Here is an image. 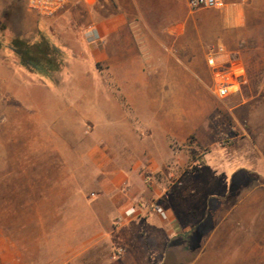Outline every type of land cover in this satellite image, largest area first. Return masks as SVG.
Wrapping results in <instances>:
<instances>
[{
  "label": "crops",
  "instance_id": "1",
  "mask_svg": "<svg viewBox=\"0 0 264 264\" xmlns=\"http://www.w3.org/2000/svg\"><path fill=\"white\" fill-rule=\"evenodd\" d=\"M82 2L98 35L89 54L62 13L51 25L58 38L49 35L68 66L59 80L23 68L3 79L12 101L3 109L5 125L29 130L22 139L29 152L4 169L20 178L12 211L0 216V264H173L176 246L211 215L212 200L217 222L193 264H241V223L251 225L264 199L255 178L264 174V0L196 10L189 0ZM217 47V65L241 67L236 91L221 100L208 93L207 54ZM71 90L85 92L89 114H77ZM149 95L163 97L164 110L150 118ZM216 110L225 128L238 129L229 131L226 148L209 125ZM75 124L96 135L71 151L53 135ZM188 137L205 148L195 169L190 154L171 146ZM234 188L238 199L227 207ZM144 203L158 204L165 217ZM131 206H140L137 214L125 217Z\"/></svg>",
  "mask_w": 264,
  "mask_h": 264
},
{
  "label": "rangeland",
  "instance_id": "2",
  "mask_svg": "<svg viewBox=\"0 0 264 264\" xmlns=\"http://www.w3.org/2000/svg\"><path fill=\"white\" fill-rule=\"evenodd\" d=\"M83 0H71L68 6L59 12L57 15L50 18H40L34 12L30 11L27 8L26 0H0V216L5 215L9 210L12 211V201L14 199V195L18 194V192L14 191L13 181L14 179H19L20 177H15L13 175H5L4 169L9 168L12 169L15 167L16 160L14 157L19 156L23 152H29L28 143H23L22 139H29V130H23L20 127L11 122V125H5V114H4V106L6 104L12 103V101L6 96L3 79L5 77H9L10 79L15 78L16 76L22 75V68L19 66L17 62V58L9 49V44L12 39L19 38L24 41L34 42L37 40L38 35L42 34L46 38L51 37L58 38L56 33L52 30L51 25H56L55 22L58 16L62 13H66V21L69 23L72 28L77 29V42L80 45V49L83 51L84 55L90 53V47L95 46L98 42L96 39H92L89 36L88 32L90 28L89 25L92 23L87 21V15L84 9L82 8ZM31 13L34 15L33 20L30 22ZM42 21H46L47 23H43ZM43 30L40 32L39 30ZM49 29V32L46 30ZM92 29V28H91ZM51 40V38L49 39ZM63 59V67L56 73H53L54 82H57L60 78V74L67 71V64L65 62V57L62 55ZM89 59V57H88ZM74 60V59H73ZM91 60V59H90ZM88 60V63L93 67L92 62ZM220 70L229 69L230 65L228 64H219ZM97 66V65H96ZM235 70L241 73V67L238 65H234ZM213 72L210 71V81L208 85V93L214 99H218L212 92L211 86L213 84ZM100 82V81H95ZM105 87H109V81H103ZM76 87L75 85H70L69 89ZM78 87H81L79 85ZM71 101L74 103V106L77 107V114H89V109H84V97L85 92L78 90H71ZM162 100L163 97L158 95H149L147 96L146 104H147V112H149V118L152 117V113L154 111L160 110L164 111L162 108ZM221 100V99H219ZM92 109L94 108V104L91 105ZM88 110V111H87ZM224 116L220 111H215L209 119V125L213 127L216 133V141L217 146L219 148H226L230 144L231 133L229 131H233V133L238 132V129H227L223 126ZM142 134L144 129L139 130ZM96 132L93 128H83L75 124L70 128H63L57 131L53 137L54 140L59 141L60 143H70L69 147L71 151L79 150L83 141L87 144L88 139L91 137H95ZM79 142V143H77ZM45 146V145H43ZM54 146H59L54 144ZM66 145H62L64 148ZM173 149L183 150V154H190L191 156V169H195L201 163V154L204 152L205 148L202 146H198L195 142L194 137H188L187 141L183 144H175L172 143ZM191 146L192 149L188 150V147ZM65 150V148H64ZM70 162H73L72 160ZM72 164V163H71ZM139 173L145 179L147 177V171L143 167H139ZM257 182L262 185V189H264V174L261 176H255ZM240 179V177H239ZM242 180L245 181L246 178L242 177ZM168 180H172V178H168ZM242 181V182H244ZM154 183L150 180L147 184ZM154 188L156 186H153ZM243 186H241L242 188ZM240 188V187H239ZM264 192V191H262ZM243 192L241 191V198ZM245 194V193H244ZM161 192L158 193L157 196L151 198L152 202H156L160 200ZM239 191L238 189H233L229 196L225 199V204L227 207H231L236 200L238 199ZM9 203V204H8ZM9 205V207H8ZM219 203L217 200L211 201V215L207 216L201 223H199L191 233L192 236L189 238H185L186 241L183 242L182 245H179L176 248L178 252L187 249V254L185 256L182 255L180 257L181 264L186 260L187 264H193L195 258L201 251V247L204 241V238L209 234L213 225L217 222L216 213L218 211ZM260 215L256 216L251 222V225L247 223H241V239L236 240L235 242L239 245L241 244V264H264V199H262V204L260 208ZM244 243L246 247H244Z\"/></svg>",
  "mask_w": 264,
  "mask_h": 264
},
{
  "label": "built area",
  "instance_id": "3",
  "mask_svg": "<svg viewBox=\"0 0 264 264\" xmlns=\"http://www.w3.org/2000/svg\"><path fill=\"white\" fill-rule=\"evenodd\" d=\"M71 0H26L27 8L34 12L40 18H50L64 10ZM189 7L192 10L196 9H213L218 8L222 4V0H189ZM92 39H98V35L93 29L88 32ZM223 53L222 47L210 49L207 54V64L214 70L212 93L219 99L228 97L237 89V77L240 75L235 67L220 70V65H217V55ZM144 207L153 210L156 214L165 217V212L161 206L155 203H144ZM140 206H131L128 208L124 216L132 217L137 214Z\"/></svg>",
  "mask_w": 264,
  "mask_h": 264
},
{
  "label": "trees",
  "instance_id": "4",
  "mask_svg": "<svg viewBox=\"0 0 264 264\" xmlns=\"http://www.w3.org/2000/svg\"><path fill=\"white\" fill-rule=\"evenodd\" d=\"M9 49L17 58L19 66L50 83L54 82L53 73L63 67L62 53L44 35L39 34L34 42L14 38L9 44ZM187 249L177 253V259L173 264H181L180 257L187 254ZM182 264H187L186 260Z\"/></svg>",
  "mask_w": 264,
  "mask_h": 264
}]
</instances>
